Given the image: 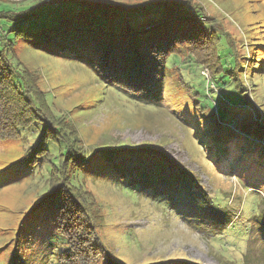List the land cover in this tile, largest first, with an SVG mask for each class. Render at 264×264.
Here are the masks:
<instances>
[{
    "label": "rangeland",
    "instance_id": "374dc122",
    "mask_svg": "<svg viewBox=\"0 0 264 264\" xmlns=\"http://www.w3.org/2000/svg\"><path fill=\"white\" fill-rule=\"evenodd\" d=\"M63 1L73 2L0 0V15L17 14L44 4L48 5L47 12L48 8L51 12ZM201 3L216 21L227 23V31L232 32L234 41L241 46L240 53L247 56L244 60L247 68L243 72L248 82L244 78L243 81L264 122V72H258L264 65L259 63L264 61V47L257 46L264 44V0H201ZM4 19L0 16V29ZM226 43L221 38L217 46L224 68L220 75L235 63V50ZM203 57L204 54L174 57L170 69L186 87L198 93L207 109L205 112L182 96L184 91L176 81V73L175 76L167 72L160 90L162 99L155 104L109 85L99 77L97 68L86 55L18 43L12 59L15 73L20 77L33 73L38 76L49 112L56 119L65 117L72 123L84 146V154L88 158L92 156L86 167L89 169L76 174V181L93 195L96 203L93 219L105 246L93 264L109 261L152 264L169 260L242 264L246 256L252 264H264L260 253L262 242L257 239L261 231L255 225L259 206L264 205V186L260 194L246 187L241 179L222 174L207 157L209 152L200 139L195 137L197 129L188 125L203 127V133L209 135L220 132L225 125L235 129L238 119H243L237 113L236 119L227 123L218 114L221 108L217 101L229 105L222 95L226 97L237 85L229 83L221 92L209 83L210 74L199 63ZM252 71L255 77L249 78ZM225 76L230 80L235 75ZM214 105L212 112L209 108ZM205 123L211 127L205 128ZM42 128V123H35L21 128L19 136L0 138V170L23 158L38 141ZM125 145L162 149L199 178L206 195L197 190V201L194 190L186 193L177 175L146 170L148 167L144 165L138 168L135 160L124 162L129 159L117 160L103 153L93 156L96 148L114 150ZM63 147V144H47L55 155ZM48 173L45 168L27 179L0 186V244L11 240L10 248L14 246L12 240L18 220L47 190ZM211 199L214 206L209 204ZM217 207L232 209L238 218L234 217L229 227L214 226L207 221L206 211ZM20 241L21 264H59L58 256L66 248L64 239L54 233L48 220L32 221ZM4 251L0 252V264H10V257H5Z\"/></svg>",
    "mask_w": 264,
    "mask_h": 264
},
{
    "label": "trees",
    "instance_id": "16d2710c",
    "mask_svg": "<svg viewBox=\"0 0 264 264\" xmlns=\"http://www.w3.org/2000/svg\"><path fill=\"white\" fill-rule=\"evenodd\" d=\"M77 1H63L51 12L48 7L47 12L48 5L44 4L17 14L0 15L5 18L0 29V138L16 137L21 128L43 124L38 141L24 157L0 170V186L27 179L35 171L49 170L47 190L18 220L12 240L14 246L10 248L11 240L0 244V252L5 250L4 256L10 257V264H21L20 237L35 220L39 223L48 220L54 233L64 239L66 248L58 256L59 264H93L105 251L93 219L96 206L93 195L76 181V174L89 169L86 167L92 156L88 158L84 154V146L72 123L65 117L56 119L49 112L38 76L33 73L20 77L15 73L12 59L18 43L86 55L97 68L99 77L109 85L155 104L162 99L160 90L167 72L177 74L170 69L173 58L204 54L199 63L210 74L209 83L221 92V88L229 83L237 85L226 97L222 95L229 105L217 101L221 108L218 114L223 115V121L227 123L234 121L237 113L243 119H238L235 129L225 125L220 132L209 135L203 133V127H196L194 123L188 125L197 129L195 137L200 139L209 152L207 157L222 174L241 179L246 187L257 193L264 186V122L243 81L244 78L248 82L243 72L247 68L244 63L247 56L240 53L241 46L234 41L232 32L227 31V23L216 21L201 0ZM221 38L235 50V63L222 75L220 72L224 68L217 51ZM257 46L264 47V44ZM259 63L264 64V61ZM258 72H264V65ZM226 74L235 76L227 80ZM251 74L249 78L255 77L253 71ZM176 81L184 91L182 96L205 112L207 109L198 93L186 87L178 74ZM209 109L214 112L215 105ZM208 124L205 128L213 125ZM23 141L28 143L27 139L23 138ZM48 143L63 144L64 147L55 155L47 148ZM100 153L117 160L129 159L124 162L135 160L138 168L144 165L148 167L146 170L177 175L186 193L194 190L196 200L197 190L205 194L199 178L162 149L125 145L114 150L96 148L93 156ZM209 204L214 206L212 199ZM231 210L210 208L206 211L207 221L216 227H229L235 217ZM256 215L255 225L261 231L257 239L262 242L260 253L264 257V205L259 206ZM108 264L116 263L109 261ZM152 264L199 263L169 260ZM242 264L252 263L246 256Z\"/></svg>",
    "mask_w": 264,
    "mask_h": 264
}]
</instances>
